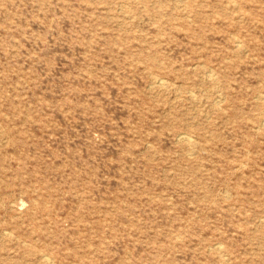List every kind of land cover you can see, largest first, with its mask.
<instances>
[{
    "label": "rangeland",
    "instance_id": "rangeland-1",
    "mask_svg": "<svg viewBox=\"0 0 264 264\" xmlns=\"http://www.w3.org/2000/svg\"><path fill=\"white\" fill-rule=\"evenodd\" d=\"M0 264H264V0H0Z\"/></svg>",
    "mask_w": 264,
    "mask_h": 264
},
{
    "label": "bare ground",
    "instance_id": "bare-ground-1",
    "mask_svg": "<svg viewBox=\"0 0 264 264\" xmlns=\"http://www.w3.org/2000/svg\"><path fill=\"white\" fill-rule=\"evenodd\" d=\"M236 3V2H235ZM240 46H241V44H239ZM238 45V46H239ZM213 75V74H212ZM209 76H211V75H209ZM215 76V75H214ZM214 76H212V77H214ZM209 78V77H208ZM164 79V78H163ZM167 80V79H166ZM158 81V80H157ZM158 83H160V81L158 82ZM164 85H166V83H164ZM159 86H160V84H159ZM217 88V87H216ZM222 108V107H221ZM179 135H181V134H179ZM186 136H187V134H186ZM186 136H181L180 138L181 139H183V140H185V141H189V139L186 137ZM180 138H178V139H180ZM194 138V137H193ZM191 142V141H190ZM189 142V143H190ZM188 143V142H187ZM191 144V143H190ZM194 146V145H193ZM192 148V147H191ZM194 149V148H193ZM193 149H191V150H193ZM194 151V150H193ZM195 152V151H194ZM196 153V152H195ZM43 256V255H42ZM46 256V255H45ZM47 258H50V257H47ZM45 259H46V257H45ZM51 260H53V259H51ZM49 261V260H48ZM53 262V261H52ZM48 263V262H47Z\"/></svg>",
    "mask_w": 264,
    "mask_h": 264
}]
</instances>
